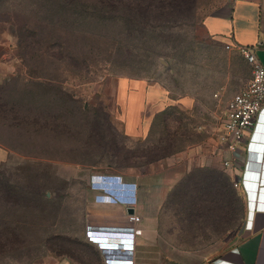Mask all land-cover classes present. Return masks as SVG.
<instances>
[{"label": "rangeland", "instance_id": "rangeland-1", "mask_svg": "<svg viewBox=\"0 0 264 264\" xmlns=\"http://www.w3.org/2000/svg\"><path fill=\"white\" fill-rule=\"evenodd\" d=\"M179 1L161 19L130 31L125 18L115 17L121 12L113 21L111 11L79 2L0 0V94L27 117L20 126L0 121V264H99L85 235L89 221L101 225V219H89L91 200L113 201L125 183L133 199V177L146 167L131 166L129 157L147 141L159 136L161 146L172 143L173 153L158 168L176 165L190 147L211 159L221 142L226 103L250 71L239 53L205 31L204 17L219 0ZM122 78L144 80L191 104L156 115L145 110L142 123H152L148 134L127 137ZM205 168L224 172L236 193L225 198L226 209L209 201L216 193L207 194L209 209L193 230L200 235L188 236L190 222L176 224L182 230L172 239L178 260L216 256L243 219L233 176ZM186 182L201 183V175ZM188 194L170 201L185 203L187 211ZM180 247L192 253H179Z\"/></svg>", "mask_w": 264, "mask_h": 264}, {"label": "crops", "instance_id": "crops-1", "mask_svg": "<svg viewBox=\"0 0 264 264\" xmlns=\"http://www.w3.org/2000/svg\"><path fill=\"white\" fill-rule=\"evenodd\" d=\"M203 25L206 33L223 42L225 47L232 43L253 47L256 57L264 66V0H219L214 10L204 17ZM119 83L120 102L125 114L123 129L130 137L146 135L151 118L145 124L142 123L141 114L145 110L154 114L168 105L187 109L191 104L189 98L172 99L164 88L148 84L144 80L132 83L122 78ZM219 145L212 152L214 156L211 155L210 160L206 159L204 152L190 147L184 153V159H181L184 155L178 157L176 165L171 162L170 167L158 168L157 163L161 164L162 161L145 165L146 169L133 177V199L128 197L129 185L125 183L121 184L120 193L117 197L114 196L116 199L113 201L91 200L89 219L95 216V219H101V225L98 220L89 221L90 228L93 227L97 234L94 237L95 242H88L97 249L99 264H106L100 249L108 255L120 256L114 260L123 257L124 260L132 259V264H264V102L253 127L241 144L240 161L235 164L240 185L238 191L243 199L244 211L239 226L231 232L226 249L216 256L202 257L195 261L186 257L184 260L174 257L178 253V247L172 243V239H177L179 232H182L176 224H194L185 232H190L188 236L196 237L199 231L193 230H199L197 224L200 222L201 226L202 219L180 221L184 212L179 209L178 204L173 205L170 200H177L182 190L192 188V184L186 182V179L198 173L199 168L202 170L212 166L231 174V169H226L223 164L221 166V161L228 158L229 154L224 145L220 142ZM128 208H132L140 216L133 241H129L133 248H125L122 245L126 242L119 239H114L113 242L104 240L108 235L118 233L121 225L125 224ZM165 223L174 225L165 230ZM96 242L101 244V248ZM179 249L182 254L192 253L188 248ZM115 262L113 264H123ZM56 264L73 263L58 261Z\"/></svg>", "mask_w": 264, "mask_h": 264}, {"label": "trees", "instance_id": "trees-1", "mask_svg": "<svg viewBox=\"0 0 264 264\" xmlns=\"http://www.w3.org/2000/svg\"><path fill=\"white\" fill-rule=\"evenodd\" d=\"M62 0L63 5H73L75 2H79L80 5L84 7H98L101 9H105L108 12L109 18H113L114 20H118L117 18H125V21L128 22V29L130 31H139L144 27L146 21H150L151 19L157 20L161 19L163 15H165L169 9L173 7H177V4L180 2L179 0H97L95 2L86 1V0ZM121 12L120 15H116ZM116 13V14H114ZM116 15V16H115ZM117 17V18H114ZM140 25V29L138 27ZM166 106L162 110L154 113V115L158 113H162L167 107ZM174 106V105H173ZM176 106V105H175ZM27 117L25 115H20V112L15 109L13 104H11L7 99L4 98L0 94V121L4 122L6 125H15L20 126L26 123ZM38 123V121H36ZM43 125H38V129H41ZM152 123L150 122L148 134ZM125 136L130 137L124 133ZM145 137V136H144ZM137 138V137H131ZM141 139V138H137ZM143 139V138H142ZM144 140V139H143ZM162 138L158 136L157 140L147 141V143L142 146L139 151H134L129 157L131 166L138 165H148L154 162L161 160L164 157L173 153L172 143L171 141L166 142L164 146H161ZM197 170V172L201 175V183H191L192 188L186 191L189 192L188 196L191 198V208H187L186 205L181 204L179 206L180 210H183L184 216L193 217L198 219L200 215L204 212L207 213L209 209V201L218 207H226L224 206L225 198L234 197L235 191L232 189L231 184L229 183L228 176L222 171H210L209 168H203L202 170ZM213 170V169H211ZM202 174L204 176H202ZM204 178V182H203ZM190 184V182H189ZM186 191L182 190L180 192V199L183 200L186 198ZM209 192H214L218 195L216 200L213 198L208 201ZM226 209V208H225ZM195 219V221H196ZM194 220V219H193ZM228 223V222H227ZM200 225L197 224V226ZM206 225H208L206 223Z\"/></svg>", "mask_w": 264, "mask_h": 264}, {"label": "built area", "instance_id": "built-area-1", "mask_svg": "<svg viewBox=\"0 0 264 264\" xmlns=\"http://www.w3.org/2000/svg\"><path fill=\"white\" fill-rule=\"evenodd\" d=\"M227 49L236 50L248 63L250 67V79L248 82L227 101L222 116L221 124V142L225 150L228 152V158L224 159L222 164L226 169H231L232 185L235 189L239 190V179L237 178V166L235 165L240 161V147L246 134L253 127L257 113L259 112L262 103L264 102V66L256 57L253 47L232 43L226 45ZM236 166V167H235ZM140 221V216L135 213H127L125 217V224L121 225L118 233L114 234V239L122 240L125 248H128L129 241H133L135 233V226ZM123 227V228H122ZM124 229V231H123ZM96 231L93 227L90 228L88 223L86 227V238L89 242H95L94 237ZM96 245L101 248V244ZM103 261L106 264L116 263L119 261L123 264H132V259L121 257L120 260H114L120 256L108 255L102 249Z\"/></svg>", "mask_w": 264, "mask_h": 264}, {"label": "water", "instance_id": "water-1", "mask_svg": "<svg viewBox=\"0 0 264 264\" xmlns=\"http://www.w3.org/2000/svg\"><path fill=\"white\" fill-rule=\"evenodd\" d=\"M132 212H133L132 208H128L127 209V213H132ZM111 236H114V234L108 235V237L106 239H104V240L109 241V242H113L114 238L111 237Z\"/></svg>", "mask_w": 264, "mask_h": 264}]
</instances>
